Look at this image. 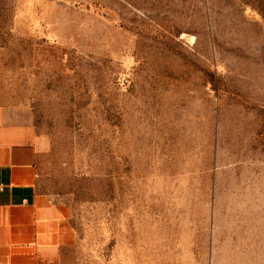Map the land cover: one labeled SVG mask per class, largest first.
Listing matches in <instances>:
<instances>
[{
  "label": "rangeland",
  "instance_id": "rangeland-1",
  "mask_svg": "<svg viewBox=\"0 0 264 264\" xmlns=\"http://www.w3.org/2000/svg\"><path fill=\"white\" fill-rule=\"evenodd\" d=\"M0 106L60 264H264V0H0Z\"/></svg>",
  "mask_w": 264,
  "mask_h": 264
},
{
  "label": "crops",
  "instance_id": "crops-1",
  "mask_svg": "<svg viewBox=\"0 0 264 264\" xmlns=\"http://www.w3.org/2000/svg\"><path fill=\"white\" fill-rule=\"evenodd\" d=\"M46 150L31 125L0 106V264H60L68 211L40 190Z\"/></svg>",
  "mask_w": 264,
  "mask_h": 264
},
{
  "label": "built area",
  "instance_id": "built-area-1",
  "mask_svg": "<svg viewBox=\"0 0 264 264\" xmlns=\"http://www.w3.org/2000/svg\"><path fill=\"white\" fill-rule=\"evenodd\" d=\"M1 189V188H0Z\"/></svg>",
  "mask_w": 264,
  "mask_h": 264
}]
</instances>
